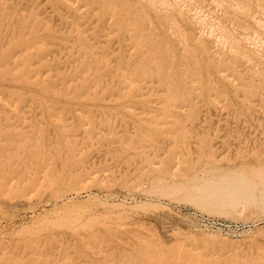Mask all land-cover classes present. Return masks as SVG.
<instances>
[{"label":"rangeland","instance_id":"374dc122","mask_svg":"<svg viewBox=\"0 0 264 264\" xmlns=\"http://www.w3.org/2000/svg\"><path fill=\"white\" fill-rule=\"evenodd\" d=\"M0 264H264V0H0Z\"/></svg>","mask_w":264,"mask_h":264},{"label":"bare ground","instance_id":"6f19581e","mask_svg":"<svg viewBox=\"0 0 264 264\" xmlns=\"http://www.w3.org/2000/svg\"><path fill=\"white\" fill-rule=\"evenodd\" d=\"M167 1H168V0H167ZM128 2H129V1H128ZM148 2H149V1H148ZM152 2H153V1H152ZM161 2H162V1H161ZM184 2H185V1H184ZM121 3H122V2H121ZM178 3H179V2H178ZM180 3H181V2H180ZM122 4H123V3H122ZM156 4H157V3H156ZM223 4H224V3H223ZM229 4H230V3H229ZM185 5H186V4H185ZM231 5H232V4H231ZM150 6H151V5H150ZM156 6H157V5H156ZM165 6H166V5H165ZM139 7H140V6H139ZM200 7H201V6H200ZM219 7H220V6H219ZM221 7H222V6H221ZM101 8H102V7H101ZM160 9H161V8H160ZM196 9H197V8H196ZM183 10H184V9H183ZM148 11H149V10H148ZM218 11H219V10H218ZM178 12H180V11H178ZM211 12H212V11H211ZM215 12H216V11H215ZM225 12H226V11H225ZM225 12H224V13H225ZM110 13H111V12H110ZM213 13H214V12H213ZM238 14H239V13H238ZM128 15H129V14H128ZM110 16H111V15H110ZM135 16H136V15H135ZM220 16H221V15H220ZM242 16H243V15H242ZM258 16H259V15H258ZM104 17H105V16H104ZM210 17H211V16H210ZM218 17H219V16H218ZM122 18H123V17H122ZM219 18H220V17H219ZM225 18H226V17H225ZM190 19H192V18H190ZM195 19H196V18H195ZM207 19H208V18H207ZM245 19H246V18H245ZM117 20H118V19H117ZM129 20H130V19H129ZM209 20H210V19H209ZM223 20H224V19H223ZM229 20H231V19H229ZM120 21H121V20H120ZM206 23L208 24V22H206ZM206 23H205V24H206ZM225 24H226V23H225ZM76 25H77V24H76ZM150 25H151V24H150ZM187 25H188V24H187ZM202 26H203V25H202ZM206 26H207V25H206ZM230 26H231V25H230ZM222 27H223V26H222ZM232 27H233V26H232ZM161 28H162V27H161ZM204 28H205V27H204ZM121 29H122V28H121ZM225 29H226V28H225ZM239 29H240V28H239ZM248 29H249V27H248ZM217 30H218V29H217ZM231 30H232V29H231ZM233 30H234V29H233ZM245 30H246V29H245ZM125 31H126V30H125ZM163 31H164V29H163ZM115 32H116V31H115ZM185 32H186V31H185ZM240 32H241V31H240ZM200 33H201V32H200ZM232 33H233V32H232ZM234 33H236V32H234ZM247 33H248V32H247ZM257 33H258V32H257ZM98 34H99V33H98ZM206 34H207V33H206ZM230 34H231V33H230ZM251 34H252V33H251ZM225 35H226V34H225ZM257 35H258V34H257ZM228 37H229V36H228ZM240 37H241V36H240ZM232 38H233V37H232ZM149 39H150V38H149ZM174 39H175V38H174ZM197 39H199V38H197ZM201 39H202V38H201ZM227 39H228V38H227ZM241 39H242V38H241ZM231 40H232V39H231ZM70 41H71V40H70ZM238 41H241V40H238ZM199 42H200V41H199ZM251 42H252V41H251ZM251 42H250V43H251ZM153 43H154V42H153ZM232 43H233V42H232ZM72 44H73V43H72ZM170 44H171V43H170ZM168 45H169V44H168ZM94 46H95V45H94ZM94 46H93V47H94ZM108 46H109V45H108ZM215 46H216V45H215ZM235 46H236V45H235ZM238 46H239V45H238ZM86 47H87V46H86ZM255 47H256V46H255ZM202 48H203V47H202ZM212 48H213V47H212ZM246 48H247V47H246ZM184 49H185V48H184ZM207 49H208V48H207ZM251 49H252V48H251ZM254 49H255V48H254ZM256 49H257V48H256ZM193 50H194V49H193ZM193 50H192V51H193ZM208 50H209V49H208ZM210 50H211V49H210ZM218 50H219V49H218ZM227 50H228V49H227ZM132 51H133V50H132ZM254 51H255V50H254ZM142 52H143V51H142ZM193 52H195V50H194ZM217 52H218V51H217ZM217 52H216V53H217ZM241 52H242V51H241ZM252 52H253V51H252ZM255 52H256V51H255ZM148 53H149V52H148ZM161 53H162V52H161ZM210 53H211V52H210ZM243 53H244V52H243ZM180 54H181V53H180ZM248 54H249V53H248ZM259 54H260V53H259ZM142 55H143V54H142ZM142 55H141V56H142ZM156 55H157V54H156ZM204 55H205V54H204ZM228 55H229V54H228ZM232 55H233V53H232ZM245 55H246V54H245ZM107 56H108V55H107ZM161 56H162V55H161ZM176 56H177V55H176ZM191 56H192V55H191ZM202 56H203V55H202ZM223 56H224V55H223ZM223 56H222V57H223ZM241 56H243V55H241ZM261 56H262V55H261ZM144 57H145V56H144ZM187 57H188V56H187ZM196 57H197V56H196ZM212 58H213V56H212ZM250 58H251V57H250ZM203 59H204V57H203ZM234 59H235V58H234ZM252 59H254V58H252ZM156 60H157V59H156ZM197 60H198V59H197ZM204 60H205V59H204ZM158 61H159V60H158ZM177 61H178V60H177ZM184 61H185V60H184ZM112 62H113V61H112ZM256 62H257V61H256ZM202 63H203V62H202ZM206 63H207V62H206ZM245 63H246V62H245ZM247 63H248V62H247ZM126 64H127V63H126ZM134 64H135V63H134ZM184 64H185V63H184ZM193 64H194V63H193ZM195 64H196V63H195ZM208 64H209V63H208ZM219 64H221V63H219ZM222 64H223V63H222ZM238 64H239V63H238ZM254 64H255V62H254ZM169 65H170V63H169ZM196 65H197V64H196ZM104 66H105V65H104ZM184 66H185V65H184ZM236 66H237V65H236ZM18 67H19V66H18ZM126 67H127V66H126ZM168 67H169V66H168ZM192 67H194V66H192ZM209 67H210V66H209ZM223 67H224V66H223ZM232 67H233V66H232ZM232 67H231V68H232ZM158 68H159V67H158ZM247 68H248V67H247ZM250 68H251V67H250ZM250 68H249V69H250ZM131 69H132V68H131ZM187 69H188V68H187ZM168 70H169V69H168ZM148 71H149V70H148ZM207 71H208V70H207ZM227 71H228V70H227ZM253 71H254V70H253ZM186 72H187V70H186ZM200 72H201V71H200ZM187 73H188V72H187ZM187 73H186V74H187ZM209 74H210V73H209ZM252 74H253V73H252ZM234 75H235V74H234ZM242 75H243V74H242ZM244 75H245V74H244ZM246 75H247V74H246ZM248 75H249V74H248ZM253 75H254V74H253ZM144 76H145V75H144ZM178 76H179V75H178ZM183 76H184V75H183ZM193 76H194V75H193ZM203 76H204V75H203ZM211 76H212V75H211ZM141 77H142V76H141ZM179 77H180V76H179ZM200 77H201V76H200ZM213 77H214V76H213ZM173 78H174V77H173ZM218 78H219V77H218ZM230 78H231V77H230ZM243 78H244V77H243ZM255 78H256V76H255ZM191 79H192V78H191ZM211 79H212V78H211ZM172 80H173V79H172ZM212 80H213V79H212ZM225 80H226V79H225ZM238 80H239V79H238ZM248 80H249V79H248ZM142 81H143V80H142ZM177 81H178V80H177ZM198 81H201V80H198ZM230 81H231V80H230ZM254 81H255V80H254ZM254 81H253V82H254ZM143 82H144V81H143ZM187 82H188V81H187ZM208 82H209V81H208ZM213 82H214V81H213ZM237 82H238V81H237ZM241 82H242V81H241ZM100 83H101V82H100ZM136 83H137V82H136ZM136 83H135V84H136ZM225 83H226V82H225ZM248 83H250V82H248ZM248 83H247V84H248ZM139 84H140V81H139ZM206 84H207V83H206ZM206 84H205V85H206ZM208 84H209V83H208ZM211 84H212V83H211ZM232 84H233V83H232ZM173 85H174V84H173ZM224 85H225V84H224ZM234 85H235V84H234ZM241 85H242V84H241ZM192 86H193V85H192ZM196 86H197V85H196ZM161 87H162V86H161ZM181 87H182V86H181ZM223 87H224V86H223ZM136 88H137V87H136ZM204 88H205V87H204ZM187 89H188V88H187ZM207 89H208V88H207ZM207 89H206V90H207ZM224 89H225V88H224ZM224 89H223V90H224ZM173 90H174V89H173ZM185 91H186V89H185ZM209 91H210V90H209ZM188 92H189V91H188ZM196 92L198 93V91H196ZM207 92H208V91H207ZM220 93H221V92H220ZM235 93H236V92H235ZM130 94H131V93H130ZM180 94H181V93H180ZM193 94H194V93H193ZM236 94H237V93H236ZM119 95H120V94H119ZM195 95H196V94H195ZM197 95H198V94H197ZM209 95H211V94H208V96H209ZM128 96H129V95H128ZM140 96H141V95H140ZM140 96H139V97H140ZM182 96H183V95H182ZM126 97H127V96H126ZM171 97H172V96H171ZM171 97H170V98H171ZM227 97H228V96H227ZM193 98H194V97H193ZM180 99H182V98H180ZM194 99H195V98H194ZM189 100H190V99H189ZM171 101H172V99H171ZM191 101H192V100H191ZM24 103H25V101H24ZM146 103H147V102H146ZM181 103H182V102H181ZM184 104H185V103H184ZM186 104H187V103H186ZM192 104H193V103H192ZM193 105H194V104H193ZM173 106H174V105H173ZM179 111H180V110H179ZM155 112H156V111H155ZM159 112H160V111H159ZM194 113H195V112H194ZM158 116H160V115H158ZM197 116H198V115H197ZM226 187H227V186H226ZM225 189H226V188H225Z\"/></svg>","mask_w":264,"mask_h":264}]
</instances>
